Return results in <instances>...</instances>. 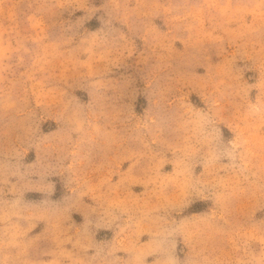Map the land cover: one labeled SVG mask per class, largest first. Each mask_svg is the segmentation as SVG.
<instances>
[{
	"label": "clouds",
	"instance_id": "9594fccd",
	"mask_svg": "<svg viewBox=\"0 0 264 264\" xmlns=\"http://www.w3.org/2000/svg\"><path fill=\"white\" fill-rule=\"evenodd\" d=\"M108 3L113 11L119 13L115 18L128 29L127 35L118 29H110V32L118 33L111 42L108 40V33H92L82 37L74 48L68 46L73 44L75 36L62 35L50 41L48 25L43 17L39 20L33 19L34 34L22 38L39 45L40 51L32 61V69L41 73L47 72L45 79H57L68 88L85 81L94 90V101L88 106L86 117L81 106L74 105L72 99H64V91L51 89L45 92L43 80L33 85L36 104L57 105V115L75 126L73 132L85 131V125L90 124L88 117L95 115L97 107H112L117 117L121 114L120 110L115 108V102L125 94L128 84L114 85V95L109 97L106 95L107 84L103 78L114 67L123 65L134 55V37L142 40L146 48L153 51L160 49L168 53L174 51L173 44L177 40L188 48L207 42L222 44L227 38L230 45H236V50L225 54L224 62L216 66L215 75L221 77L219 80L214 78L211 70L207 79L182 73L170 78L162 87V107L178 104L183 109L182 123L174 129L178 133L175 141L169 142L161 139L163 129L153 120L152 124L156 125L153 142L166 144L172 151L181 153L183 159L177 162L175 171L170 175L162 176L159 167H156L145 180L138 181L146 186L151 185L150 192L146 194L147 198L141 199L125 192L124 176L116 183L112 182V177L118 174L120 159L126 158L115 154L112 143H107L101 149L98 161L80 157L79 141H73L70 134L56 143L47 145L43 171L39 175L43 178L53 171L66 174V187L72 194L66 200L70 203L63 209L54 208L48 201L40 206L24 205L21 208L25 191L33 188L38 191H50L51 185L45 187L33 185L31 182L13 184L10 192L16 199L11 203L9 210L0 215V221L9 222L12 217H17L26 221L27 226L10 223L3 230L8 238L0 239V264H145L146 259L154 254L163 257L155 264H181L173 255L176 244L171 238L177 235L182 236L185 244L191 249L189 258L183 264H264V229L255 226L245 229L237 224L228 236L227 243L230 247L227 249L215 246L214 237L208 232L213 220L224 219L226 215L251 218L258 208L264 207V135L249 134V128L241 127L239 123L248 118L250 109L260 113L259 122L255 127L264 128V0H238L235 4L231 0H203L199 5H189L187 0L183 5H174L172 0H135V6L132 8L128 7L131 0H123V3L121 0H108ZM57 7L84 9L90 13L99 10L89 8L88 0H59ZM48 12L50 15L54 14L52 9ZM248 16L252 17L251 24L245 23ZM157 18H163L167 31L162 32L153 23ZM233 22H239L243 30L229 28L228 25ZM8 31L9 29H2V33ZM182 33L188 35L185 37ZM237 40H242L243 43L236 44ZM17 44L15 49L10 44L0 45V61L7 60L12 52H18L23 47L21 40H17ZM241 48L245 57L257 60L261 72L259 83L251 86L260 89V96L257 97L255 105L248 100L249 87H234L233 84L239 80V76L232 75L231 65ZM81 53L86 55L85 60L79 59ZM163 59L161 57V61ZM57 67L60 68L58 73ZM165 67L164 63H159L150 69L147 76L149 86L157 80ZM32 78L29 74V79ZM3 79L4 77L0 76V81ZM69 79L73 83H69ZM184 89H200L201 92L207 93V97L211 99V117L198 111L194 112L191 105L184 102ZM5 94L7 95V92ZM16 106L10 96L4 102L5 112ZM230 108L234 111L229 112ZM241 109L245 111L242 112ZM125 119L131 121L132 114L127 113ZM218 122L226 123L237 132L229 156H233L242 142L248 143L251 140L256 148L249 149L247 155L241 157L244 161L242 174L247 171L254 178L249 181L248 175L243 176L244 181L249 182L250 195L230 212L224 204L222 192L219 191L228 185L216 177V170L212 167L219 159L216 147L220 140L219 130L214 127L211 131L206 130V126ZM137 127L148 128L149 125L137 124ZM201 151L204 152L206 175L194 176L193 166L186 161ZM16 155L20 156L21 151H16ZM9 175L24 179V175L17 169L12 173L4 172L0 182L8 184ZM239 182L237 178L236 183ZM2 191L0 189V192ZM209 195L215 198L218 205V210H214L210 216L191 222H177L172 217L171 214L185 207L191 197L207 198ZM84 197H89L94 204H84ZM71 208L82 211L86 220L83 232L77 229L75 238L68 235V229L63 228ZM93 215L98 218L96 227H114L117 230L116 238L110 245L95 242L94 233L89 231L93 223L89 217ZM34 221L48 222L54 247L30 256L29 250L35 248L36 240L39 239L37 237L26 240L36 226ZM145 234L151 239L141 244L140 238ZM254 242L261 245L259 255H255L250 249ZM69 243L72 244L71 250L65 247ZM89 251L93 252L91 256L88 255ZM118 252L128 254L129 259L117 257ZM45 256L51 258L43 259Z\"/></svg>",
	"mask_w": 264,
	"mask_h": 264
},
{
	"label": "rangeland",
	"instance_id": "374dc122",
	"mask_svg": "<svg viewBox=\"0 0 264 264\" xmlns=\"http://www.w3.org/2000/svg\"><path fill=\"white\" fill-rule=\"evenodd\" d=\"M59 0H0V45L10 44L12 48H17V40H21L23 47L18 52H12L7 60L0 61V76L4 77L0 81V181L3 180L4 172L12 173L19 170L24 175L20 180L18 176L9 175L8 184L0 182V215L9 210L11 203L16 196L11 194L10 189L13 184L31 182L33 185H51L50 191H38L35 188L25 191L21 201V208L24 205L40 206L48 201L51 206L57 209H63L70 201L66 200L72 194L66 187V174L59 172H50L41 178L39 175L43 171L42 165L45 162V149L49 144L58 142L62 137L71 135L73 141H79L78 152L80 157H87L98 161L101 149L107 144L112 143L115 154L126 157L120 159L118 174L112 177V182L116 183L124 176L125 192H130L133 196L141 199L147 198L146 194L150 192L151 185L146 186L138 181L145 180L152 174V170L159 167L160 174L170 175L175 171L178 161L183 159L182 154L174 152L166 144L157 141L153 142L156 125L152 124L155 120L163 129L161 139L174 142L177 132L174 131L182 123L181 113L183 109L178 104L170 107H162L161 89L164 84L172 77L189 73L199 77L208 78L211 70L216 80L221 77L215 75L216 66L224 62L225 54L236 50V45H230L226 38L222 44L216 42H207L203 45H193L185 48V45L177 40L173 44L174 51L168 53L160 49L153 51L146 48L143 41L134 37L136 43V52L123 65L114 67L103 79L107 84L106 95H114L113 86H122L125 83L128 87L125 94L115 102V108L119 109L121 114L116 116L112 107L105 109L95 108V115L88 117L90 124L85 125L83 133L73 132L75 127L66 119L60 118L58 106L55 104H36V97L33 95V85L37 81L43 80V89L45 92L51 89H58L65 92L64 99H72L74 105L82 107L85 116L88 115V106L93 104V89L88 83L81 81L68 88L62 81L57 79H45L47 72L41 73L32 69V61L39 53V45L28 39H22L33 35V19L39 20L43 17L48 25L49 40H56L60 36H75L72 45L74 48L79 44L80 38L91 35L92 33H108V40L111 42L118 33L110 32V29H118L119 32L128 34L127 27L115 17L119 14L112 10L108 0H88L89 8L99 9L95 12H88L84 9L57 7ZM203 0H187L189 5H199ZM224 2V0H222ZM233 4L238 0H231ZM123 3V0H121ZM174 5H183L185 0H172ZM107 5V7H106ZM135 6V0L128 4L129 8ZM52 9L54 14H49ZM112 13L110 16L109 13ZM110 22V23H109ZM163 32L167 28L163 18H157L153 21ZM245 23L251 24L252 17L245 18ZM229 28L236 31H242L239 22H233L228 25ZM2 29H9L7 33H2ZM185 37L187 33H182ZM242 40H237L236 44H242ZM223 49V51H222ZM163 57V61H161ZM84 54L79 55L80 60H85ZM159 63H164L166 67L159 73L158 78L151 86L147 82V76L150 69ZM255 58L248 59L243 55V49L238 50L231 65L233 76H239V80L234 81V87H249L248 100L251 104L257 103V97L260 96V89L251 87L259 83L261 72L257 66ZM5 65L7 66L5 68ZM60 68L57 67V73ZM29 74L33 76L29 79ZM71 75V73H69ZM69 83H73L69 79ZM7 92V95L5 94ZM186 94L185 103L191 105L194 112L208 114L211 117V99L207 97L206 92L200 89H184ZM180 95V93H177ZM11 97L16 102V108L4 110V102ZM264 99V98H262ZM111 103V102H110ZM259 107V105H258ZM234 109H229V112ZM242 112L245 109H241ZM131 113L133 119H125L127 113ZM249 115L246 120H241V127H248L249 134L264 135V128H256L259 122L260 113L254 110H248ZM137 124H147L148 128L137 127ZM219 130L220 140L217 144L219 159L212 167L215 168L216 177L228 185L219 189L224 197V204L229 210L236 207L238 203L247 199L250 195V185L244 181L243 176L248 175L249 181L254 179L251 174L241 170L244 161L242 156H246L249 149L256 150L254 142L241 143V147L236 149L233 156L228 153L232 151V141L236 139L237 132L230 128L224 122H218L206 126L207 131L212 128ZM19 138V139H18ZM243 140V138H242ZM23 149H27L23 151ZM16 151H21L17 156ZM191 164L194 176H205V157L201 151L195 157L187 160ZM239 178V183H236ZM83 203L93 205L94 202L89 197L83 198ZM218 210L215 198L212 196L201 197L193 196L185 207L179 212H173L171 215L177 221L188 220L195 221L197 218L210 216ZM26 214V213H22ZM68 219L64 222L63 228L68 229V235L75 238L77 229L83 232L86 223L85 215L82 211L71 208L68 213ZM92 225L89 231L94 233V240L97 244L110 245L116 238V229L105 227H96L97 217H89ZM10 223H19L22 227L27 226V222L17 217H12L9 222L0 221V239L6 240L4 229ZM35 228L28 234L26 240H36L34 249L29 250L30 256L36 252H43L54 247L51 241V228L47 221H34ZM239 224L245 229L258 227L264 229V207L258 208L251 218L236 217L226 215L224 219H216L210 222L208 232L214 237L213 243L217 247H230L227 243L228 236ZM147 234L140 238V243L144 244L150 240ZM176 248L174 258L183 264L189 258L190 247L185 244L182 236L177 235L174 238ZM67 249H72V244H66ZM251 251L259 255L261 245L254 242L250 245ZM107 250V249H105ZM15 252L16 249H9ZM92 251L88 255L91 256ZM117 257L129 259L128 254L124 252L116 253ZM51 257H43L50 259ZM159 259H163L160 254H154L148 257L145 264H155Z\"/></svg>",
	"mask_w": 264,
	"mask_h": 264
}]
</instances>
